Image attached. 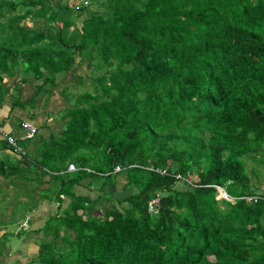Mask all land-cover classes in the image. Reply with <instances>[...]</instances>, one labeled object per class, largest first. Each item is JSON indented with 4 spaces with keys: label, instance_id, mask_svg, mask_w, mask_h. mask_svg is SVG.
Segmentation results:
<instances>
[{
    "label": "trees",
    "instance_id": "trees-1",
    "mask_svg": "<svg viewBox=\"0 0 264 264\" xmlns=\"http://www.w3.org/2000/svg\"><path fill=\"white\" fill-rule=\"evenodd\" d=\"M82 64L37 161L69 198L37 264H264V0H0V81Z\"/></svg>",
    "mask_w": 264,
    "mask_h": 264
},
{
    "label": "crops",
    "instance_id": "crops-1",
    "mask_svg": "<svg viewBox=\"0 0 264 264\" xmlns=\"http://www.w3.org/2000/svg\"><path fill=\"white\" fill-rule=\"evenodd\" d=\"M76 67L61 75L63 81L69 79ZM80 67L84 71L86 65ZM16 78L17 75L3 76L0 81V124L22 148L19 152L7 146L0 135V264H37L40 243L47 238L42 226L55 214V204L65 207L69 201L67 196H62V202L55 201L53 192L47 190L51 178L37 162L45 150L42 139H49L52 133L57 135L62 128L65 106L55 93L59 91L60 77L56 85H50L55 88L52 94L38 92L39 82L33 77L15 85ZM22 121L36 125L33 136H26Z\"/></svg>",
    "mask_w": 264,
    "mask_h": 264
},
{
    "label": "rangeland",
    "instance_id": "rangeland-1",
    "mask_svg": "<svg viewBox=\"0 0 264 264\" xmlns=\"http://www.w3.org/2000/svg\"><path fill=\"white\" fill-rule=\"evenodd\" d=\"M80 2V1H79ZM54 3L57 4V0H54ZM83 3V2H82ZM80 4V3H79ZM90 9H95V7L93 5H90ZM81 18V17H79ZM85 70L83 71V68L82 67H79V68H75L74 71H72V74H69V79H67V81H63V77H60V80H59V84H58V92H55L58 96H60L61 100H63V104L66 107L68 106H72L74 103H75V100H74V96L73 95H77L79 93H82L84 91H92L93 92V85L96 84V82L93 80V79H89L90 75H91V71L90 70H87L86 67L84 68ZM19 76V74L17 75V77ZM83 78H86V79H80L79 77H82ZM7 77V76H6ZM28 77H31L32 76H28ZM47 86V89H49L50 93L48 94H52L53 91L55 90V88L51 87L50 84L46 85ZM65 90H68L69 91V94H72V96L69 97L68 100L65 99V96H64V92ZM42 93V92H41ZM54 93V94H55ZM43 94H46V93H43ZM39 95H42V94H39ZM65 111V109H64ZM63 111V113H64ZM62 113V114H63ZM7 144V143H6ZM16 145L18 147L21 148V146L16 143ZM7 146H10L12 148H15L13 147L12 145H9L7 144ZM22 149V148H21ZM259 168L261 169V172L264 173L263 169H262V166L260 165ZM262 176H264V174H262ZM87 181V179L84 180V183ZM122 184L120 181H118L117 184L115 185H112V184H108L106 186V189L107 191H112L113 189H116V191L118 192L117 195H115L114 197H116L117 199L118 198H123L124 195H126V190L122 189ZM54 185H56V183H54ZM1 188V187H0ZM76 191L80 194H88L90 195L91 197H95L96 194H101V190L98 189L97 186H91V187H88V185H83V186H76ZM45 192H43L44 194ZM107 196V195H106ZM219 197H221V195H219ZM113 202H116V199H113ZM101 204H103V207L105 209L107 208H110V201H107L106 199L105 200H101L100 202ZM101 204H96V208H97V211L98 213L100 214L101 213ZM54 210L53 211H56L57 212V204L54 205ZM12 227V226H11ZM10 226H8V228L11 230ZM17 228H20L19 225L17 226ZM35 260L38 262L39 259L35 258Z\"/></svg>",
    "mask_w": 264,
    "mask_h": 264
},
{
    "label": "built area",
    "instance_id": "built-area-1",
    "mask_svg": "<svg viewBox=\"0 0 264 264\" xmlns=\"http://www.w3.org/2000/svg\"><path fill=\"white\" fill-rule=\"evenodd\" d=\"M22 129L25 131V134L27 137H31L33 134L36 133L37 131V127L36 125H34L33 123H31L30 121H22L20 123ZM0 135L4 138V141H6L7 144L9 145H12L13 147H15L14 149L19 151V152H22L21 151V148L18 147L16 145V139L15 137H13L12 135H9L7 134L2 125L0 124ZM76 166L74 163H69L68 164V167H67V170L68 171H73V170H76ZM177 177H179V175H177ZM220 191V195L221 197H224V198H229L228 195L222 190V189H219ZM261 195L260 194H256L254 196H250V197H246L247 199H253V200H257ZM158 202V197H155L154 199H152L150 202H149V208H153V205H155L156 203Z\"/></svg>",
    "mask_w": 264,
    "mask_h": 264
}]
</instances>
